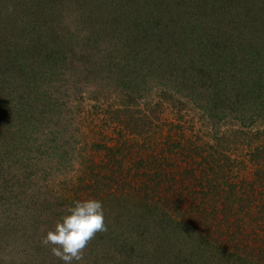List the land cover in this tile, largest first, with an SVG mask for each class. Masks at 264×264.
Here are the masks:
<instances>
[{"label":"rangeland","instance_id":"374dc122","mask_svg":"<svg viewBox=\"0 0 264 264\" xmlns=\"http://www.w3.org/2000/svg\"><path fill=\"white\" fill-rule=\"evenodd\" d=\"M99 8L101 15L114 9L122 24L158 16L152 40H167L166 45L154 50L152 59L143 58L148 52L138 55L140 48L134 52V45L118 52L110 41L137 34L110 28L101 49L80 55L44 33L55 28L62 37L90 35L97 41L90 22L99 17ZM183 43L189 47L185 54L199 58L195 87L174 83L173 73L163 80L160 74L173 70L156 67L165 51ZM29 45L38 55L31 61L36 52L25 54L24 73L15 75L6 50L22 53ZM3 62L13 72L8 77L1 76ZM261 75L264 0H0V120L5 124L0 126V264H62L42 238L79 196L102 201L107 226L88 243L80 264H264L215 248L197 259L193 248L198 252L206 241L198 231L187 233L163 194L150 190L159 182L158 190H165L171 175L179 179L167 162L171 156L181 162V150L191 144L200 153L230 158L220 163L230 169L231 188L240 177L257 181L252 175L264 171V94L256 99L253 88ZM209 88L244 105L222 106ZM117 141L145 149L155 161L137 166L133 159L130 177L125 176L141 184L133 191L113 186H126L133 196L105 187L93 195L83 185L89 162L99 160V145ZM258 192L264 195V188ZM226 204L237 202L231 198Z\"/></svg>","mask_w":264,"mask_h":264},{"label":"trees","instance_id":"16d2710c","mask_svg":"<svg viewBox=\"0 0 264 264\" xmlns=\"http://www.w3.org/2000/svg\"><path fill=\"white\" fill-rule=\"evenodd\" d=\"M93 4L94 3H89L88 5L95 8L96 6ZM81 10L84 11L83 5ZM112 10L114 9H110L108 11L104 10V14L101 15L102 9L99 8V17L97 16L95 20L90 22L92 24V31L90 33L98 38L97 41H93L90 35H88L87 38H84L81 35L74 36L75 34L69 36V38L66 36L62 37L60 33L55 34L56 32L53 31L57 30L55 28H49L48 31L44 33H51L48 38H51L52 40L56 39L57 43L61 41L62 43L60 42L61 44H59V46L67 43L68 51L80 55H84L91 49H101L103 45V40L101 37L105 35L106 31L110 28L112 31L111 33L117 29H119V31L120 29H124L127 33L132 34L135 31L137 34L136 37L127 36L122 40L118 39V41H116L113 39L110 41L109 46H112L113 48L117 46L118 52L124 48L126 49L131 45H134V52L137 53L136 50L140 48L139 53H137L138 55H143L144 52H148V54H146L143 58L152 59L153 51L156 50L160 52L163 45H166L167 40L165 43H163L161 40L158 43H156L157 40H152L154 36L153 29L155 30L154 26H156L154 22L159 18L158 16L150 13L149 16L152 21L143 20L136 21L135 23L126 22L122 24L120 22L121 18L118 20L119 15ZM100 15L104 22L100 20ZM159 15L164 16V14ZM127 17L129 16L127 15ZM149 25L151 26L147 27ZM53 36L55 37L53 38ZM136 45L137 48L135 47ZM48 47L49 45L46 47V49ZM171 48L172 50H169L168 52L165 51V55H161L162 60L160 61L159 66L157 65L156 67L158 68V72L163 68L171 69L173 72H166L165 70L163 75L160 74L161 78L164 76L163 80H165L170 76L167 75L168 73H173L174 83H181L182 85H186L188 87H195V83L198 81L196 79V81L192 82V78L194 75L198 77L199 73L202 71L197 64H194L197 63L199 58L184 53V51L189 49L186 44H184L183 47H179L177 45L172 46ZM30 51L34 53L37 50L33 49L31 45L26 47L25 51L22 53H18V50H6V52L9 53L8 56L12 58L9 62H11L16 68V71H13L15 75L19 73V71L24 73V55L29 54ZM36 55H38V52H36L35 55L30 58L31 61ZM200 60H203V58ZM163 62L166 64H162ZM8 63L3 62L1 65L3 68L1 76L3 77H8L10 73H13H8ZM188 69L190 70L189 79L185 77L188 73ZM258 69L259 66L254 69V71H258ZM253 72L252 74L254 75ZM241 77H243V79L246 81L245 76ZM1 80L4 81V79ZM263 81L264 78H262L261 75L257 79L258 88L256 85H254L253 90L257 89L256 99L260 93L264 94L263 86H261ZM177 87L175 89H177ZM220 89L221 88H219V91ZM222 89L229 90L228 86H223ZM209 90L214 96H217L216 99L220 101L222 106H227L229 104L234 105V103L230 100L231 94L223 97L221 93L215 92L212 88H209ZM235 103L238 108H240L238 105H244V103L239 102V100ZM125 114H127V112H125ZM4 125L5 124H3L0 120V126ZM126 145V143L120 144L117 141L115 144H111L110 146H106L105 144L98 146L101 152H99V156L97 157L100 158L97 162L95 158L89 162L91 167L88 168V176L86 175L88 180H86V182L83 184H87V188L85 189L91 190L93 195H97L96 193L99 192H95L96 188L99 190L102 187H105L107 192H111L112 190L117 192V188H119L121 193H127L129 196H133L128 191H133L134 188H136V185L140 186L141 184L138 183L139 181H135V183L132 182V178V181L125 180L130 177L128 174L132 172L133 165L131 162H134L135 160V162H139L137 166H140L141 161H143L145 164L148 160H153L152 162L155 160L145 149L135 150V146H133V149H131V147L126 148ZM219 147L221 148L222 146L219 145ZM199 148V146L191 144L188 145L186 149H182L180 154L182 158L181 162H176V156H171V161L167 162V164L169 163V168L170 165L171 167L174 166V170H177V172L180 173L179 179L177 180L174 175H171L167 180L171 183L165 190H158L162 182L151 184V193L155 192L163 194L162 199L165 204H167L166 206H170L173 209L172 211L175 213V215L181 219V222L185 225L186 232L188 233L192 230L197 234L198 231V238L206 241L205 243L203 242L202 244L198 245V252H196L193 248L197 259L205 257L207 254H211L213 252V248H215L219 249L220 254L225 253L228 250H232L234 253H244V256H251V258L254 260L258 258L260 262H264V195L258 192L259 189L264 188V171L258 169L260 175H252L257 176V181H251V179H249L250 182H246L245 179H241L240 177V182L238 184H234V186L231 188L228 184L230 180V169L227 164L220 163L222 158L226 159L227 161H229L230 158H227L223 154L221 156L222 158H217L215 156L218 155V153H216L217 151H215L213 156L211 153H200ZM138 155L139 157L135 159ZM214 156L217 162H215ZM156 167H158V165ZM155 171L158 170L155 169ZM255 174H257V171ZM125 176H127V178ZM108 177H112V179L107 180ZM120 184L129 186L128 191L125 189L126 186L113 188V186H118ZM225 187H230V191L228 192L224 190ZM245 187L248 188V190H246ZM82 195L86 194L83 193ZM119 197L121 198V196ZM79 198L80 200L86 199L84 197L82 198L81 196H79ZM144 198L147 200L149 195L144 194ZM231 198L237 202L236 205L234 204V207L226 204L227 200ZM221 223H224L225 225H222Z\"/></svg>","mask_w":264,"mask_h":264},{"label":"clouds","instance_id":"9594fccd","mask_svg":"<svg viewBox=\"0 0 264 264\" xmlns=\"http://www.w3.org/2000/svg\"><path fill=\"white\" fill-rule=\"evenodd\" d=\"M107 231L103 203L95 198L73 201L53 228L48 229L42 243L62 264H80L88 243L97 233Z\"/></svg>","mask_w":264,"mask_h":264}]
</instances>
